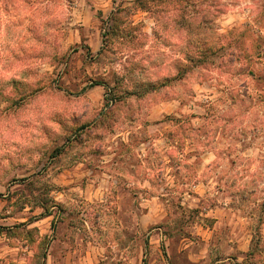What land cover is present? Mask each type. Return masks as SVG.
<instances>
[{
    "label": "rangeland",
    "instance_id": "374dc122",
    "mask_svg": "<svg viewBox=\"0 0 264 264\" xmlns=\"http://www.w3.org/2000/svg\"><path fill=\"white\" fill-rule=\"evenodd\" d=\"M222 2L234 0H69L71 6L79 7L81 20L71 22L70 18L63 26L61 39L67 52L55 58L51 86L70 94L89 89L103 91L106 105L109 94L102 84L105 82L116 87L123 102L108 111L104 125L95 126L94 122L78 125L38 159H21L11 168L0 169V244H4L5 230H15L23 220H34L41 213L57 212L56 207L61 205L63 215L81 230L85 224L95 231L131 230L133 213L135 216L138 213L140 238L135 237L134 241L128 235L112 238L133 248L128 251L137 255L138 246L150 242L148 230L157 225L150 224L144 230L150 207L145 200L158 197L163 212L157 226L166 230L167 245L180 264H187L186 254L178 253L184 246L190 245L199 253L207 243L228 250L247 246L252 233H262L254 261L260 264L264 260V154L258 152L264 144L260 143L258 128L234 124V113L246 111L247 102L252 99L247 94V81L255 79L258 87L264 83V36L245 19L233 23L224 44H209L206 40L196 43L197 59L202 63L194 70L223 68L232 74V85L204 77L192 89L174 92L169 85L152 91L135 86L133 76L137 68L144 71L134 58L137 49L147 43L149 34L145 31L149 28L146 21L137 19L139 12L147 11L159 18L160 13L168 11L160 5H172L179 12L175 21L178 27L191 31L193 26L188 20L191 14L200 17L196 28L214 31L219 27L215 20ZM151 34L160 40L153 28ZM241 60L245 62L243 68L233 72L232 64ZM121 61L128 82L133 84L131 88L125 83L126 77L115 68L109 69L108 81L97 76L100 65H116ZM14 83L18 89L22 87ZM22 100L23 97L14 103L18 105ZM105 109L104 106V113ZM79 126L85 129L83 140H69ZM127 134L132 137L129 141L123 139ZM163 134L176 145V152L185 150L191 155L181 158L172 152L171 160L165 159L164 141L160 143L158 139L162 136L168 145L170 142ZM57 147L62 150L52 157ZM212 152L216 158L199 175L200 154ZM132 169L134 173L128 171ZM132 179L139 182L135 188L128 187ZM197 180L204 181L198 189L192 187ZM224 201L232 205L230 219L222 221L215 234L204 232L201 225L212 222L193 210L214 209ZM84 218L88 220L86 223ZM45 220L43 226L53 228L51 220ZM151 259L149 253L148 260ZM213 262L214 259L210 261Z\"/></svg>",
    "mask_w": 264,
    "mask_h": 264
},
{
    "label": "clouds",
    "instance_id": "9594fccd",
    "mask_svg": "<svg viewBox=\"0 0 264 264\" xmlns=\"http://www.w3.org/2000/svg\"><path fill=\"white\" fill-rule=\"evenodd\" d=\"M160 13L157 19L147 11L137 14L149 25L147 43L137 49L134 73L135 86L146 89L160 87L183 91L204 77L223 81V85L234 84L229 71L219 67L194 70L200 62L196 43L206 40L209 44L227 42L228 33L237 20H247L253 30L264 36V0H234L222 2L214 31L198 29L199 16L189 14L192 30L180 28L175 23L179 17L172 5ZM215 11V9H213ZM81 20L79 7L69 0H0V169H8L18 160L38 159L59 140L65 139L78 126L93 123L103 116L106 93L89 89L70 94L67 90L51 86L54 61L67 52L61 39L63 26ZM259 19V23L257 22ZM167 25V27H165ZM151 28L160 33V40L151 34ZM130 55V53H125ZM244 61L232 64L233 72L244 66ZM120 64L100 65L97 76L108 81L109 69L126 77L127 71ZM150 81V82H149ZM22 85L17 88L16 83ZM147 82V83H140ZM247 110H238L234 124L240 128H258L260 143L264 144V83L259 87L255 79L248 80ZM23 97L22 103L14 102ZM177 156L175 148L169 149ZM264 154V147L258 149ZM182 158V156H181Z\"/></svg>",
    "mask_w": 264,
    "mask_h": 264
},
{
    "label": "crops",
    "instance_id": "0c3cea01",
    "mask_svg": "<svg viewBox=\"0 0 264 264\" xmlns=\"http://www.w3.org/2000/svg\"><path fill=\"white\" fill-rule=\"evenodd\" d=\"M154 33V28H153ZM168 133V132H167ZM170 142L167 134H163ZM158 142L164 145V156L168 161L171 160V151L176 147L175 144L171 143L168 145L167 141L160 136ZM124 140H131L130 134L123 136ZM179 140H176L178 144ZM165 143V144H164ZM181 156H188V152L185 150H177ZM201 156V167L197 168V173L200 175L204 171L205 165L214 161L216 154L203 153ZM125 169V168H123ZM134 173V170H128ZM139 182L132 179L128 187H134ZM192 187L198 189L204 185V181H196ZM147 187H151V182L148 183ZM127 189V188H126ZM144 200V199H143ZM149 207L147 211V227L144 226V230L148 229L150 224H157L161 221L162 217V202L158 197H151V199L145 200ZM144 201V202H145ZM232 205L229 201L219 203L218 206L212 208H196L193 212L197 215H204V220H211L212 225L205 224L201 225L204 232H210L215 234L216 227L230 219V214L233 213ZM195 207V206H190ZM59 211L52 212L50 214L41 213L35 217L34 220H23L21 226H26V230L22 234H15L11 232L14 229L5 230L4 244H0V263L3 264H180L175 258L173 259V250L167 245V233L166 230L161 226H153L152 229L148 230V237L150 242H145V245L138 246V254L131 255L133 249L130 246L120 244L117 240L112 238H125L127 235L134 241L140 238L141 230L139 225L141 223V217L137 213L136 216L133 213L131 230H124V228H117L112 230L95 231L91 226H84V230H81L71 220H68L67 215H63L62 206L58 205ZM227 215V218L225 217ZM206 217V218H205ZM49 218L53 228L43 226L46 220ZM136 218V229L134 228ZM84 223L88 220L84 218ZM155 223V224H154ZM13 227V225L11 226ZM119 227V225H118ZM123 227V221H122ZM141 227V225H140ZM99 235V236H98ZM256 234L252 233L250 241L247 246H239L238 248H228V250H221L222 248L212 247L211 244L206 245L199 253L198 250L194 249L190 245L184 246L178 250L180 255L186 254L187 264H243L248 258V254L252 250V240ZM98 236V237H97ZM106 237L108 239H100ZM153 241H157L158 244H152ZM134 252V251H132ZM152 259L148 260V255ZM215 257V258H214ZM252 257V256H251ZM250 257V258H251ZM158 258L160 261L158 262ZM214 259L213 263H210ZM185 264V263H183ZM256 264V263H252ZM264 264V260L260 263Z\"/></svg>",
    "mask_w": 264,
    "mask_h": 264
},
{
    "label": "trees",
    "instance_id": "16d2710c",
    "mask_svg": "<svg viewBox=\"0 0 264 264\" xmlns=\"http://www.w3.org/2000/svg\"><path fill=\"white\" fill-rule=\"evenodd\" d=\"M176 24H178V23H176ZM165 27H167V25H165ZM180 28H183V27L180 26ZM154 33L156 35L160 36V33L155 28H154ZM121 37L124 38L125 37V34L123 36H121ZM104 41H106L105 34H103V42ZM99 53H101V51ZM102 84L107 89V92H108L109 96L106 98V105H105V108H106L105 111L106 112L103 113V116L98 121L94 122V125L95 126H97L98 123L104 125L106 123V120H108L107 119L108 111L109 110H112V107H115L117 104L123 102L122 97L119 94L116 93L117 91H116V87L115 86H111L110 84L105 83V82H103ZM158 87H159V85H157V87H155L154 89H152V91H157V88ZM108 123H110V122H108ZM84 133H85L84 126H79V128H76L74 130V132L70 135L69 140L75 139V140H78V141H82L83 140V137L85 135ZM59 150H62V147L55 148L53 150V153L51 154V156L53 157V156L57 155L59 153ZM171 157H173L172 152H171ZM263 205H264V203H263ZM49 214H50V212H49ZM16 228L17 229L12 230L11 232H13L15 234H19V235L22 234V232L27 229L26 226H17ZM261 237H262V233H257L254 236V238L252 240V245H253L252 246V250L248 254V258L243 262V264H252V263L258 264L256 261H254V259L256 257L257 251H258V248H257L256 245L260 242V238Z\"/></svg>",
    "mask_w": 264,
    "mask_h": 264
}]
</instances>
